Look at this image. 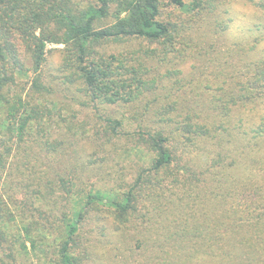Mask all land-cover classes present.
<instances>
[{
  "label": "trees",
  "instance_id": "1",
  "mask_svg": "<svg viewBox=\"0 0 264 264\" xmlns=\"http://www.w3.org/2000/svg\"><path fill=\"white\" fill-rule=\"evenodd\" d=\"M233 2L263 20L231 52L238 74L222 61L186 75ZM262 41L264 0H0V264H264ZM54 72L94 116L101 151L124 138L150 154L130 182L28 176Z\"/></svg>",
  "mask_w": 264,
  "mask_h": 264
},
{
  "label": "rangeland",
  "instance_id": "2",
  "mask_svg": "<svg viewBox=\"0 0 264 264\" xmlns=\"http://www.w3.org/2000/svg\"><path fill=\"white\" fill-rule=\"evenodd\" d=\"M231 5L234 8L235 20L225 33L218 34L211 39L215 45L210 47L212 48L211 53H205L206 56L202 59L203 61L194 58L181 64L186 75H192L191 72H195L198 77H210L212 71L216 70L213 67L222 61L231 63V66L226 69L227 76L238 70L234 71V67L241 62L240 56L231 52H236V43L243 42L247 44L249 41L251 42L254 36L249 30L250 27H254L256 23H262L263 20L259 19L261 14L254 11L251 6L244 5L242 2L236 4L233 2ZM62 46L48 44V50ZM259 46L264 47V41ZM222 55H227L228 59H223ZM213 62L217 63L213 64ZM193 64L196 68L192 67ZM238 66L241 67L239 64ZM218 69L222 70L223 68ZM53 74L55 76L53 85H57L59 89L57 94L54 95L57 102H51L48 106L53 112V118L43 121V124L32 129L35 140L31 162L29 161L26 164L28 176H33L32 181L35 183L34 177H39L40 172L47 179V177L54 178L57 176V171L61 174L66 173L68 170L77 171L80 181L76 178L72 186L83 182V186L87 190L94 187L92 183H96L95 187L110 190V188L118 189L122 180L130 182L136 169L140 165L149 163L150 154L144 153V150L132 142H126L124 138L117 142H107L104 150L101 151L99 146L104 140L101 136L96 135V128L94 127L96 122L91 111L83 108L77 101H74L75 99L71 100L70 97H73V94L62 88L64 86L61 84L62 75L57 74V72ZM228 77L230 78V75ZM188 79H185L186 85L184 87H180L178 84L173 90H170L173 100H177L178 96L185 94L189 86L187 84ZM77 87H80V85L71 86L75 92H77ZM81 96L83 97L82 94ZM90 117H93L94 120ZM67 153H72L74 157ZM55 180L57 181V177ZM54 194H57V186ZM58 194L61 196V189H58ZM54 198L57 199V196Z\"/></svg>",
  "mask_w": 264,
  "mask_h": 264
}]
</instances>
